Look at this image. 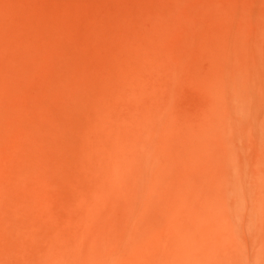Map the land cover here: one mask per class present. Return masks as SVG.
I'll return each instance as SVG.
<instances>
[{"label":"bare ground","instance_id":"obj_1","mask_svg":"<svg viewBox=\"0 0 264 264\" xmlns=\"http://www.w3.org/2000/svg\"><path fill=\"white\" fill-rule=\"evenodd\" d=\"M46 2L0 0V120L10 118V126L20 127L0 134V147L10 149L4 159L0 153V264H17L21 249L8 243L14 238L32 245L34 258L23 256L21 264H264V13L250 39L244 13L240 26L231 28L232 8L217 0H195L176 19L170 0L152 6L151 16L132 15L125 30L121 26L130 16H121L120 26L119 15L109 20L103 12L94 19L113 37L103 41L96 20L89 21L87 30L98 41L93 40L98 48L91 41L98 49L93 51L89 32L84 39L70 22L83 18L81 11ZM53 27L67 28L73 41H63L64 34L53 38ZM124 33L137 40L136 51L124 44ZM67 48L83 61L74 52L70 60L76 61L65 59ZM253 55L263 63L258 61L261 71ZM57 60L65 71L57 72ZM52 73H59L56 79ZM78 94L81 101L75 102L84 100L80 107L91 119L80 125L79 147L91 164L66 156L71 146L65 153L62 146H78L66 141L67 132L52 136L60 124L69 125L66 108L58 104ZM35 100L41 102L36 108ZM29 106L31 114L24 112ZM41 108L46 116L61 112L65 125L49 114L44 120L58 127L38 125ZM39 109L42 119L36 118ZM13 110L15 117L28 114L13 119ZM26 126H35L38 135L46 128L41 134L48 139L37 143L38 135L30 138ZM48 140L62 146L47 148ZM54 153L52 161H58L51 168L47 158ZM63 153L71 158H64L67 169L61 168ZM61 169L60 176L69 171L75 180L67 184L73 192L59 184L75 193L70 200L56 193L61 177L53 179L52 172ZM28 222L41 235L32 234Z\"/></svg>","mask_w":264,"mask_h":264},{"label":"rangeland","instance_id":"obj_2","mask_svg":"<svg viewBox=\"0 0 264 264\" xmlns=\"http://www.w3.org/2000/svg\"><path fill=\"white\" fill-rule=\"evenodd\" d=\"M44 1H47L46 2V4L47 5H49V4H51V2H55V4L56 5H59L58 7L60 8H62V5L66 8H64L63 7V9L64 10H67V8H70V6L76 11V12H79L80 13V11H81V13H82V16H83V18H85V19H83L82 17H80L79 15L77 16L76 14V17L74 16V17H72L73 19H71V17H70V19L72 20V21H70L71 23H73V25H74V27H75V29L78 31V32H81V33H79V35L80 36H83L86 32H89L88 30H87V27H86V25H87V23H89V21H91V20H96V19H94V17H96L99 13H105V15L106 16H108V19L110 20V19H114L115 20V17H118V15H119V25L121 26V24H122V22H123V20L125 19V18H127V17H129V19H128V21H125L124 20V22H123V25L121 26L123 29L125 28V29H127L129 26V24H131L132 22H133V16L132 15H134V14H140V15H143V16H145V15H149V16H151L152 14V9H151V7L152 6H155V5H161V4H165V5H169V3H170V0H44ZM64 1V2H63ZM264 0H217V2L218 3H220V4H222V5H224V6H229V7H231L232 8V11H233V13H232V17L233 18H235V15H237V10H238V14L239 15H237V16H239V17H237L236 16V20L235 19H233L232 18V22H231V24H230V27L231 28H235V26L237 27V26H240V24H241V17H242V14L244 13V22H243V26H244V28H245V33H246V35H247V38H248V36H249V38L250 39H253V38H251V36L253 35V30H254V28H255V26H256V23H257V19H258V17H259V15L260 14H262V13H264V2H263ZM187 2H189V3H187ZM239 2V3H238ZM175 3L176 4H178V5H176V4H173V6H172V10H171V12H173V15H174V17H173V19L175 18H177L180 14H182L183 13V11L184 10H186L187 8H193L194 6H195V0H175ZM62 4V5H61ZM233 4V5H232ZM52 6H54V5H52ZM127 6V7H126ZM129 10H128V9ZM253 9V12H255V13H257V14H253L252 15V13H251V11H252V9ZM108 9V10H107ZM83 10V11H82ZM236 10V11H235ZM236 14H235V13ZM96 14V15H95ZM85 15V16H84ZM95 15V16H94ZM100 15V14H99ZM98 15V16H99ZM117 15V16H116ZM63 16H65V15H63ZM62 16V17H63ZM67 16V15H66ZM64 17V18H61V19H66V18H68V20H69V16H67V17ZM97 16V17H98ZM121 16H122V19H121ZM78 17V18H77ZM79 17H80V19H79ZM125 17V18H124ZM252 17H253V19H252ZM118 18H116V19H118ZM121 19V20H120ZM252 19V20H251ZM67 21V20H66ZM173 21V20H172ZM236 22V23H233V22ZM52 25H55L56 23H55V21H52ZM64 23H66V22H64ZM68 23H69V21H68ZM137 24L138 23H134V24H132V25H134V26H137ZM66 25H68V24H66ZM84 25V26H83ZM95 26H94V28H95V32H96V29H97V32L99 33V38H101L103 41L105 40V42H109L110 41V39L113 37V35H111V31H109L104 25H103V23H101L99 20H96L95 21V24H94ZM56 26V25H55ZM54 26V27H55ZM126 26H128V27H126ZM174 26L176 27V28H178V24L177 23H174ZM233 26V27H232ZM53 27V30H52V34H54L55 32L56 33H58V31L60 32L61 30L60 29H58V28H56V31H55V28ZM65 27H67V26H65ZM83 28V29H82ZM82 29V30H81ZM124 29V30H125ZM58 30V31H57ZM65 30H67V28L65 29ZM64 30V32L62 33V32H60L59 33V35H57L56 33L54 34V35H52V37L54 38L55 37V35L56 36H59V37H61L62 39H63V35L62 34H64V39H63V41H66V42H68V41H70L71 39H73L72 37H70L69 35V33L67 32V31H65ZM54 32V33H53ZM66 32V33H65ZM96 32V34H97V36H98V33ZM91 32H89V34H90ZM252 33V34H251ZM60 34H61V36H60ZM68 35V36H66V35ZM88 34V33H87ZM87 35V39L86 40H88V46L90 45V48L93 50V51H96V49L98 48V44H97V40L95 39V37L93 36V34H92V36L94 37H91L90 35ZM111 36V37H110ZM88 37L90 38V40L88 39ZM68 38H71L70 40H68ZM83 38L85 39L86 38V35H84L83 36ZM93 38V39H92ZM107 38V39H106ZM68 41H67V40ZM85 40V41H86ZM93 40H95V41H97L96 43H94V41ZM122 40H123V42H124V44L125 45H127V46H129L131 49H133L134 51H136L137 50V47H138V42H137V40L136 39H134L133 38V36H131L130 35V33H124V35L122 36ZM71 41H73V40H71ZM91 41H93V43L94 44H97V45H93V44H91ZM65 42V44L67 45V43ZM72 42H70V44H71ZM91 45H93V47H97V48H94L93 49V47L91 46ZM56 46H57V43H56ZM57 48H60V47H57ZM72 48V47H71ZM61 49V48H60ZM60 49H58V51L60 50ZM64 49V48H63ZM69 49L70 48H67V50H66V53L65 54H67L68 52H69ZM70 50H72V49H70ZM98 50V49H97ZM65 52L64 50H61V52ZM76 51V49L73 51L76 55H74V54H71V53H73V52H71L70 51V53H68V55L67 56H69V57H66V55L64 54V58L65 59H68V61L70 60V58L72 57L73 58V55H74V58L75 57H77V55L78 56H80V57H78L77 59L78 60H80V61H83V59H84V57H83V55L81 54V53H79L78 54V51L77 52H75ZM62 53H60L61 55H63ZM71 54V55H70ZM256 58H257V60H256ZM76 59V60H77ZM72 60L73 59H71L70 60V62H72ZM76 60H73V62L74 61H76ZM253 60L255 61V63L256 64H258V66H259V68H260V66L261 65H259V63L260 64H262V66H263V63L261 62V60L260 59H258V56H256V55H253ZM258 61H259V63H258ZM61 63H63V60H61L60 62H59V60H57L56 61V64H58L60 67V69L57 67L56 69H57V72H63V71H65V68H66V66H65V68H64V70H62V71H59V70H61V69H63V65H64V63H63V65L61 64ZM58 65H56V66H58ZM55 66V67H56ZM258 68V67H257ZM263 68V67H262ZM260 71H261V68H260ZM259 71V72H260ZM59 73H56V75H55V73H52V80L53 79H56L57 77V74H59ZM53 75H55L54 76V78H53ZM81 92H79V94H80ZM79 94H78V96H76V98L75 99H71V101H69L70 103H68V105H67V103L66 104H58V107L60 106V105H62L61 107H60V110H62V108H63V106L66 108L65 110H62V111H64V113L67 115V119H66V121H65V123L66 124H69L68 125V127L66 128V126H63V127H61L60 125H59V127L57 126L58 124V122H54V120H52L51 121V119H54V118H56V115H57V110H59L57 107H56V105H57V103H55V101H51V103H53L55 106L54 107H56V109H55V111H52L51 109H49V107H48V109H49V111L46 109V110H43L44 108H41L44 112H43V121H38V125H39V123H40V125H41V122L43 123L44 121V124L46 123V124H50L51 126L52 125H55V123H56V125H55V127L57 128H59V130H57L58 132L60 131V129H61V131H60V133H65V134H61V135H59L60 133H58L57 134V136L55 135L56 133H54V135H52L50 132V134L53 136V137H59V138H61V137H63L64 135H67V136H65V137H69V138H67L66 139V141H69L70 140V142L72 141V140H74V141H76L77 142V144H78V146L77 145H71L72 143H73V141L71 142V144L70 145H67V146H62V142H59V144H53V142L51 143L50 141L51 140H48L50 143H47L48 144V146H47V148L50 146V145H53V146H58L59 145V147L60 146H62L64 149H66V148H68L69 149V147L68 146H71V148H73V149H69L70 151H68V153L66 154V156L69 154V153H71V155L72 154H74V156L76 157V159H77V161L80 163V162H83V163H86V159L88 158V157H86L85 155H82L83 153H81L82 152V149L80 148L81 147V143H82V139H81V137H79V129H81L83 126H80V125H87V124H89V123H91V119L88 117V115H86L85 116V112H84V109L82 108L81 109V107H82V103L84 102V100H86L87 99V95H85L83 92L80 94V96L83 94V96H81L83 99V101L80 103V102H75L78 98H80L79 97ZM85 96H86V98H85ZM79 101H81V99H78ZM33 101V100H32ZM36 101V100H35ZM34 102V101H33ZM38 101H36L34 104H33V107H34V105L37 103ZM48 102L50 103V101L48 100ZM47 101H45V103H46V105H49V103H48ZM27 103H29V101H27ZM30 103H32L31 102V100H30ZM29 103V105H31ZM41 102H38L37 104H40ZM44 103V102H43ZM51 103H50V105H51ZM52 104V105H53ZM43 105V104H42ZM49 105V106H50ZM73 105V106H72ZM78 105V106H77ZM27 106V105H26ZM67 106V107H66ZM75 106V107H74ZM81 106V107H80ZM30 107H32V106H29L28 108L26 107V111H25V109H24V112H28V113H30L29 111H27V110H29V108ZM37 107V105H35V108ZM46 107V106H45ZM71 109V110H73V111H71L69 108ZM78 107H80V108H78ZM40 108V107H39ZM50 108H52V107H50ZM31 109V108H30ZM41 109H39V110H37V112H38V115H40V116H38L37 115V117L36 118H38V119H42L41 118V114H39V112L40 113H42V111H40ZM64 109V108H63ZM82 111H81V110ZM32 110V109H31ZM30 110V111H31ZM35 109H33V111H34ZM51 110V111H50ZM80 110V111H79ZM46 111H48V112H52V113H55V112H57L56 113V115H55V117H53V116H51L50 115V113H48L49 114V116H50V118H49V120H46V118H45V120H44V117H47L48 118V114H47V116H46ZM19 112H21V111H19ZM23 112V113H24ZM37 112H36V114H37ZM46 112V113H45ZM71 112H73L72 114H71ZM9 113H10V111H9ZM13 113H15V110H13V112L11 111V113L10 114H12L13 115ZM28 113H26V114H28ZM44 113H45V115H44ZM60 113L61 112H59V117H57L59 120H61L62 121V123L65 125V123L63 122V120H65V119H63V118H65V116L64 117H61L62 115H60ZM63 112H62V114H64ZM17 114H18V116H17ZM17 114H16V116L17 117H15V114L13 115V119H16V118H19V117H22L23 115H25L26 116V114H22V116H19L20 114L17 112ZM31 114V113H30ZM35 114V113H34ZM75 114H77L76 115V117L74 116ZM87 114V113H86ZM254 114H256V116H252V115H250V122L249 123H251V124H254L255 123V120L257 119V117H258V114L255 112ZM11 115V116H12ZM33 115V114H32ZM32 115L30 116V119H31V117H32ZM53 115V114H52ZM34 116V115H33ZM252 116V117H251ZM15 117V118H14ZM24 117V116H23ZM53 117V118H52ZM75 117V118H74ZM27 118H28V116H27ZM56 118V119H57ZM63 120H62V119ZM22 119V118H21ZM25 119H26V117H25ZM24 118H23V120H25ZM75 119V120H74ZM248 119V120H249ZM76 120H77V122H76ZM15 121V120H14ZM14 121H12L13 123H15L16 124V122H14ZM26 122H27V120H25ZM28 121L29 122H27V123H31V121L29 120V118H28ZM32 121H34V124L33 125H35V121H37V120H32ZM46 121H48V123L46 122ZM51 123H50V122ZM3 122V123H2ZM9 122V123H8ZM76 122V123H75ZM81 122V123H80ZM59 123H61V122H59ZM80 123V124H79ZM10 124H11V122H10V118L9 119H7L6 117H4L3 119H1L0 120V134H5V135H8L9 133H10V135H12V134H14L15 133V129L16 128H18L17 126H10ZM32 124V123H31ZM44 124H42V125H44ZM17 125V124H16ZM38 125H36V126H38ZM41 125V126H42ZM4 126V127H3ZM32 126V125H31ZM45 126V125H44ZM43 126V127H44ZM47 126V125H46ZM45 126V127H46ZM49 126V125H48ZM73 126H75V127H73ZM27 127V126H26ZM30 127V126H29ZM34 127L35 126H33V127H31V128H33L34 129ZM39 127V126H38ZM37 127V128H38ZM50 127V126H49ZM65 127V128H64ZM20 128V127H19ZM31 128H29L30 129V131H29V129H28V127H27V129H28V131H29V135H33V133H34V135L35 136H37L38 134L37 133H35V129H36V127H35V129H34V131H32V129ZM52 128V127H51ZM64 128V130H62ZM14 129V130H13ZM40 129V128H39ZM39 129H37V132H38V130ZM46 130V128H43L42 129V127H41V129H40V134L38 135V137H39V139L38 140H41V142L39 141V142H37L38 140H36V142L37 143H39V144H42L43 142H45L48 138L45 136V138L43 137V135H44V133H43V135L41 134V130ZM49 129V128H48ZM17 130L18 129H16V133H17ZM66 130V131H65ZM19 131V130H18ZM51 131V130H50ZM53 131V130H52ZM55 131V130H54ZM63 131V132H62ZM33 132V133H32ZM44 132H48L47 130L46 131H44ZM56 132V131H55ZM66 132H67V134H66ZM73 132V133H72ZM7 133V134H6ZM30 133H32V134H30ZM48 133V134H49ZM37 134V135H36ZM45 134H47V133H45ZM50 134H49V136H50ZM34 135L33 136H30V138L31 137H34ZM41 135V136H40ZM75 135V136H74ZM77 135H78V137H77ZM64 137V138H65ZM72 137H74V139H72ZM42 138V139H41ZM71 138V139H70ZM43 139H45V140H43ZM33 140V139H32ZM59 140V139H58ZM63 140V139H62ZM61 140V141H62ZM35 142V141H34ZM33 142V144L35 145V146H37V148H39L38 146H41V148H39V150L40 149H42V145H37V143L35 144ZM63 143H66V142H64L63 141ZM68 144H69V142H67ZM66 143V144H67ZM61 144V145H60ZM74 144V143H73ZM76 144V143H75ZM44 145V144H43ZM35 146H34V149H35ZM80 146V147H79ZM43 147H45V145L43 146ZM74 147H75V149H77L76 151H75V149H74ZM36 148V149H37ZM9 149V146H6V145H2L1 147H0V153H1V156H2V158L4 159V158H6V157H8L9 155H10V149ZM61 149V148H60ZM39 150L37 149L36 151L40 154L41 152H39ZM44 150V151H43ZM54 150V149H53ZM42 151L43 152H46L47 150H46V148L45 149H42ZM49 151H51V150H49ZM55 151H58V150H55ZM54 151V152H55ZM67 151V149L65 150V151H63L64 153ZM58 152H60V151H58ZM47 153V152H46ZM46 153H44V154H46ZM63 153V154H64ZM49 154H51V152L50 153H48V155ZM53 154V153H52ZM60 154H61V152H60ZM60 154H58V155H60ZM6 155H8V156H6ZM41 155H42V153H41ZM55 153H54V155H51L50 157H48L47 159H49V158H51L50 159V162H52V163H47V165H49L50 167H51V165L52 166H54L53 164L54 163H56L58 160H56L54 163H53V157H54V160H55ZM57 155V156H58ZM62 155V154H61ZM44 159H46L44 156H42ZM47 157V156H46ZM61 157V156H60ZM69 157V156H68ZM68 157H66L65 158V154L63 155V160H64V164L63 165H61V168H64V167H66V169H67V166L68 165H65L68 161H70V159L71 158H68ZM71 157V156H70ZM82 157H83V159H82ZM58 158V157H57ZM56 158V159H57ZM69 159L68 161H66V163H65V159ZM46 159V161H48ZM61 160H62V158H60ZM63 160H62V163H63ZM81 160V161H80ZM0 162H1V159H0ZM87 162H88V164H91V160L88 158V160H87ZM57 164H59V162L57 163ZM57 164H55V165H57ZM69 167V166H68ZM51 168H53V167H51ZM61 171H62V169L59 171V172H56V174H55V172L53 171L52 173H54L53 175H52V178L53 179H55V176H57L56 178H60L61 177V180L63 179V178H65V182H64V185H63V180L61 181L60 179V181L58 180V179H56L55 181L56 182H59L58 183V187H57V189H56V193H59L58 194V199H63V200H65L67 197H66V194L67 193H65L64 192V190L67 192V189H64V187L63 188H61L60 189V185H62V186H65V188H67V186L72 190V187L70 186V180L72 181V183H74V179L72 178V177H70L69 178V171H65V169H64V171H65V173L64 174H66L67 173V176L65 177L64 176V174H62L61 176L59 175L60 173H61ZM71 173V172H70ZM54 176V177H53ZM59 176V177H58ZM63 176V177H62ZM72 176V175H71ZM72 178V179H71ZM70 179V180H69ZM58 180V181H57ZM61 182V183H60ZM67 182V183H66ZM66 183V184H65ZM68 183H70L69 185H67ZM60 184V185H59ZM68 188V189H69ZM64 189V190H63ZM61 190H63V191H61ZM63 192V193H62ZM72 192H73V190H72ZM72 192H70L69 190H68V198H67V200H70L71 198H73L74 197V194L75 193H72ZM64 195V196H62L61 197V195ZM57 195V194H56ZM71 196V197H70ZM70 197V198H69ZM56 202H58V201H55V203ZM55 207H57V208H55L56 210V213L58 212L59 214L61 213V211H60V205H59V203L57 204L56 203V205H55ZM58 208H59V210H58ZM211 209V214H213L212 212L213 211H215L216 209H212V208H210ZM57 213V214H58ZM214 213H218L217 212V210H216V212H214ZM214 216H215V214H214ZM215 217H217V219L219 220V222L221 221L220 220V218L218 217V214H217V216H215ZM203 220V219H202ZM204 221V220H203ZM205 221H206V219H205ZM205 221H204V225H203V228H205V231H207V232H211L212 231V227H210V223L209 224H206L205 225ZM222 222V221H221ZM206 223H208V221H206ZM223 223V222H222ZM28 227H29V230L31 229V233L32 234H34V235H36V236H39V235H41V232L39 231V230H37L36 228H35V226L33 225V224H31L30 222H28ZM31 224V225H30ZM32 225H33V227H32ZM205 226V227H204ZM22 238H14V240H10L8 243H11V245H13L14 244V246H16V245H18V247L17 248H19V249H21V253H18V258H17V264H21L20 263V259L24 256V257H28V258H34V256H33V254L31 253V250L30 249H32V245H31V243L30 242H28V241H22L21 240ZM20 240V241H19ZM14 241L16 242V243H14ZM204 242H206L205 240H204ZM206 244V247H204V249H205V251H207L209 248V246H207V243H205Z\"/></svg>","mask_w":264,"mask_h":264}]
</instances>
